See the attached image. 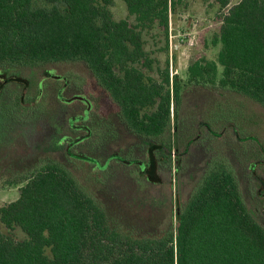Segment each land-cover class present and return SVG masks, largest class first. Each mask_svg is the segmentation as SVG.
Masks as SVG:
<instances>
[{
  "label": "trees",
  "instance_id": "16d2710c",
  "mask_svg": "<svg viewBox=\"0 0 264 264\" xmlns=\"http://www.w3.org/2000/svg\"><path fill=\"white\" fill-rule=\"evenodd\" d=\"M36 1L0 0V63L81 62L112 100L134 109L136 119L140 107H151L152 127L161 126L166 114L170 127V89L162 94L169 72L147 86L136 69L151 67L138 28L158 22L167 34L178 0H121L134 26L113 18L112 0ZM231 1H214L217 11L226 9L212 41L215 61H195L188 78L247 97L264 110V0L229 6ZM26 180L18 198L0 207V224L25 235L16 241L0 232V264H264V227L224 164L198 183L174 229L162 236L151 235L154 228L135 219L144 201L137 213L132 204L122 213L116 202L113 211L56 164ZM126 212H134L133 219Z\"/></svg>",
  "mask_w": 264,
  "mask_h": 264
},
{
  "label": "flooded vegetation",
  "instance_id": "af4514ba",
  "mask_svg": "<svg viewBox=\"0 0 264 264\" xmlns=\"http://www.w3.org/2000/svg\"><path fill=\"white\" fill-rule=\"evenodd\" d=\"M19 67H30L29 75L24 77ZM39 67L40 65L0 63V178L4 176V181L16 179L19 182L20 178V182L26 181L22 178L23 172L34 163L47 162L43 167L48 164L59 166L53 162L58 156L68 164L84 155L86 161L89 158L95 160V157L102 161L105 153L112 170L119 173L115 194H124L125 188V193H131L132 200H145V204L149 203V208L153 211L156 207L159 211L163 208L169 212L162 192L165 186L172 185L165 180L166 175L173 176V184L177 180L175 185L179 189L180 178L188 169L197 167L196 173L200 176H197V186L217 166L211 163V141L220 140L225 145L222 147L227 154H232L233 138L237 144L240 143L231 123L224 124L217 133H213L207 121L202 118L201 111L210 99L213 108L218 106L217 111L230 113L231 107L226 97L222 103L220 97L223 94L213 91L216 85L191 82L188 73L185 82L177 79V93L173 81L176 75L170 76V85L165 81L162 83L163 95L170 89V129L167 114L162 125L153 128L150 117L154 109L151 107H140L136 119L133 116L134 109H123L120 99L112 100L100 84L97 83L103 96L98 105L92 100L91 94L81 87L82 84L70 82L66 76H55L53 72L38 76L35 71ZM32 77L36 80L32 81ZM144 77L148 87L152 86L153 81L157 84L162 81L153 80L151 76ZM185 87L192 88L191 97L194 92H210L211 96L207 101L200 99L199 105L195 106L197 110L193 108V115L190 116L185 112V102L190 97ZM52 89L55 93L54 99H51ZM69 89H73L72 100L66 93ZM78 106L80 111L72 113ZM94 118L97 120L93 121ZM216 124L221 126L220 122ZM105 133L106 136L113 134L107 142L103 139ZM227 145L229 148H226ZM240 150L238 155L244 153L242 148ZM250 163L241 177L233 171L230 163L224 165L230 172L235 173L237 179L243 178L242 180L249 182L257 180L260 185H264V181L256 175L257 166H264V160ZM95 166L97 170V165ZM126 183H129V187ZM147 184L159 186L162 195L158 198H147V189H142ZM255 194L260 198L264 197L259 190ZM158 199L164 201L158 202ZM177 200L176 194L172 210L175 220L185 207L178 206Z\"/></svg>",
  "mask_w": 264,
  "mask_h": 264
},
{
  "label": "rangeland",
  "instance_id": "374dc122",
  "mask_svg": "<svg viewBox=\"0 0 264 264\" xmlns=\"http://www.w3.org/2000/svg\"><path fill=\"white\" fill-rule=\"evenodd\" d=\"M214 1L215 0H178L174 11L169 13L167 34H165L163 27L158 22L150 28H138L144 42L143 49L146 55L145 60L151 62V70H148L147 67L141 64H137L136 69L141 70L145 76H151L152 79L156 81H160V74L167 69L169 76L176 75L181 82H185L187 68L192 63L200 59L215 61L218 48L212 44V41L218 34L221 17L226 9L217 11V6L214 5ZM238 1L240 0H232L229 6ZM38 4L39 1L37 0L36 5ZM110 12L115 20L125 19L130 25H137L134 17L128 15L127 9L121 0H112ZM19 68L24 77L29 75L30 67ZM37 70L35 73L38 76L40 74L45 75L46 73L53 72L55 76H66L70 79V82L74 83L75 81L77 84H82L81 87H84L83 89L91 94L92 100L100 105L99 100L103 96L102 92L83 63H53L40 66ZM218 71H220V69H218ZM32 79V81L36 80L34 77H32ZM51 91V99H54L55 93H53V89ZM185 91L188 92L187 94L190 96V99L188 98L185 102V112L187 116H190L194 110L193 108H195L196 105H199L198 101H200V99L201 101H207V99L211 97L210 92H203V94L194 92L191 97L193 91L192 88L185 87ZM213 91L215 93L223 94V97H220L222 98V103L225 102L224 97H226L228 104L231 107L229 109L231 112L228 113L227 111L222 110L217 111L218 106L213 108L210 99L201 111L203 112L202 118L207 121L213 133H217L219 127L223 128L224 124L231 123L234 133L240 138V143L237 144L236 139L233 138V142L231 143L232 154H227V151L223 149L225 145H222L220 140L211 141V163H213V165L230 163L233 167V171H235L236 174H240L241 177V175L244 174V170L251 164L250 162L264 160V158H261L264 157V110L247 97L234 92H226L217 87L213 89ZM66 93L69 95V99L72 100L73 89L67 90ZM28 95L30 96V94ZM195 109L197 110V108ZM79 111L80 106L74 109L72 113H78ZM96 120L97 118H94L93 121ZM217 122H220L221 126H218L216 124ZM112 137V133H109L107 136L105 133L103 139L107 142V140ZM226 148H229V145H227ZM240 148H242L244 153L238 155L241 153ZM104 157L102 161H99L100 159L97 157H95V160H90L89 158V160L86 161L84 160L86 159V156L84 155L81 159L71 160L73 162L67 164L58 156L57 160L53 162L57 163L59 167L73 177L77 185L83 189L87 195L100 201L106 208L116 211L117 208L112 206V202H116L119 208L121 207L120 211L122 213L124 209L130 206V204L135 205L134 208L132 207L133 211H138L141 207L142 201H136L137 203H135V199L132 200L133 198H131V193L129 191L125 193V188L123 189L124 194L119 192L115 194L116 186L119 184V173L115 172L114 169L112 170L105 153ZM138 159L142 160L140 157ZM46 163L47 162L34 163L31 165V168L27 167L23 172L22 178L26 180L35 171L41 169ZM89 164L94 165V168L91 167V165L89 166ZM95 165H97V170L99 172L96 170ZM196 169L197 167L195 169H188L185 175L180 178L178 181L179 189H177L175 185L177 180H175V184H173V176L168 174L164 177L166 178L165 180L172 184H168L162 190L166 198L169 212L162 207L161 211L156 207L153 211L149 208V203L145 205L146 201L144 200V208L140 210L141 214L137 215L135 219L151 229L154 228L149 230L151 235L162 236L170 228L174 229L176 221L173 217L174 214L172 213V210L174 209L176 194L178 199L177 205L184 207L196 188V184L200 177L197 175ZM256 175L264 181V166H257ZM4 179H6L4 176L0 178V207L4 204L15 201L19 196L20 188H22L27 182V180L20 182L21 178L19 182L16 181V179L8 181H4ZM242 179L239 178L238 181L240 184V192L246 203L247 209L256 221L264 227V197L260 198L255 194L256 190H259L260 193L264 194V185H260L257 180H250L249 182L246 179ZM126 184L128 186L129 183ZM142 189H147V198H158L159 195H162L159 186L147 184L146 187L142 186ZM162 201H164V199L161 201L158 199V202ZM125 214L128 218L131 217L133 219L134 217V212H126ZM0 232L4 236L12 237L16 241H22L25 239V235L19 229L8 230L1 224ZM141 233H145V231H142Z\"/></svg>",
  "mask_w": 264,
  "mask_h": 264
}]
</instances>
